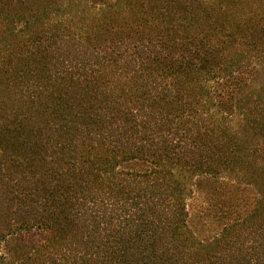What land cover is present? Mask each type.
Returning <instances> with one entry per match:
<instances>
[{
  "label": "trees",
  "instance_id": "16d2710c",
  "mask_svg": "<svg viewBox=\"0 0 264 264\" xmlns=\"http://www.w3.org/2000/svg\"><path fill=\"white\" fill-rule=\"evenodd\" d=\"M264 0H0V264H264Z\"/></svg>",
  "mask_w": 264,
  "mask_h": 264
},
{
  "label": "rangeland",
  "instance_id": "374dc122",
  "mask_svg": "<svg viewBox=\"0 0 264 264\" xmlns=\"http://www.w3.org/2000/svg\"><path fill=\"white\" fill-rule=\"evenodd\" d=\"M257 79L259 81V84L264 85V71Z\"/></svg>",
  "mask_w": 264,
  "mask_h": 264
}]
</instances>
